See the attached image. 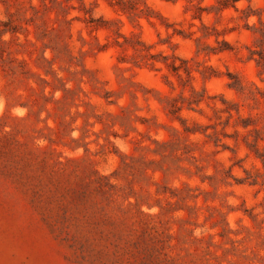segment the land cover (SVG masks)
I'll return each mask as SVG.
<instances>
[{
	"label": "rangeland",
	"instance_id": "rangeland-1",
	"mask_svg": "<svg viewBox=\"0 0 264 264\" xmlns=\"http://www.w3.org/2000/svg\"><path fill=\"white\" fill-rule=\"evenodd\" d=\"M0 264H264V0H0Z\"/></svg>",
	"mask_w": 264,
	"mask_h": 264
}]
</instances>
